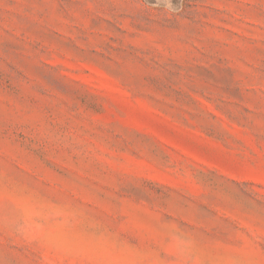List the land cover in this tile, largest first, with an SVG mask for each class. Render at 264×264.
Here are the masks:
<instances>
[{
  "label": "rangeland",
  "instance_id": "obj_1",
  "mask_svg": "<svg viewBox=\"0 0 264 264\" xmlns=\"http://www.w3.org/2000/svg\"><path fill=\"white\" fill-rule=\"evenodd\" d=\"M0 264H264V0H0Z\"/></svg>",
  "mask_w": 264,
  "mask_h": 264
}]
</instances>
